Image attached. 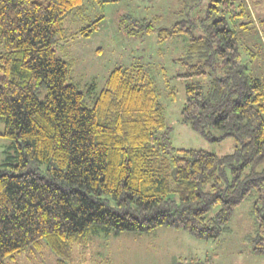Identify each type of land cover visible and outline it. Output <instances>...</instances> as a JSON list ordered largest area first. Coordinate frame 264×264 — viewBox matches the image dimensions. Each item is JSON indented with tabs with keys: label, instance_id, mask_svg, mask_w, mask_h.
<instances>
[{
	"label": "trees",
	"instance_id": "trees-1",
	"mask_svg": "<svg viewBox=\"0 0 264 264\" xmlns=\"http://www.w3.org/2000/svg\"><path fill=\"white\" fill-rule=\"evenodd\" d=\"M87 1L119 0H0V118L14 152L0 170V264H19L43 242L68 264L99 234L162 227L218 241L252 192L256 228L247 240L264 257V80L248 73L233 26L251 17L244 0H209L200 15L203 0H178L186 19L165 28L132 15L121 20L128 36L189 38L178 77L212 79L185 87L181 122L212 143L233 138L237 146L225 156L172 154L159 89L139 64L114 69L94 106H85L69 81L73 65L56 46ZM100 21L78 34L97 32Z\"/></svg>",
	"mask_w": 264,
	"mask_h": 264
},
{
	"label": "rangeland",
	"instance_id": "rangeland-1",
	"mask_svg": "<svg viewBox=\"0 0 264 264\" xmlns=\"http://www.w3.org/2000/svg\"><path fill=\"white\" fill-rule=\"evenodd\" d=\"M244 2L251 17L246 14L233 22V26L248 73L255 79L264 80V0ZM208 3L209 0H203L195 14L205 11ZM84 6L81 12L66 20L63 40L56 48L60 59L72 63L74 71L69 81L84 93L86 107L94 106L114 69L139 64L159 89L172 154L193 149L220 156L234 152L237 142L233 138L212 143L181 122L187 101L185 87L192 82L208 84L212 79L178 77L186 73V68L176 61L185 55L189 38L179 36L160 42L156 34L128 36L121 28L122 18L130 15L139 20L154 21L157 28L170 27L186 19V15L180 13L182 5L178 0H119L107 5L87 1ZM99 18L101 28L97 32L89 36L78 34ZM244 23L246 27L240 28L239 25ZM4 53L5 48L0 45V55ZM46 95L43 88L38 93L39 100L43 101ZM4 124L0 118V170L14 155L10 142L2 137ZM256 199L252 192L234 214L230 234L218 241L196 240L186 232L166 227L151 234H99L85 251L76 247L73 260L68 264H188L194 259L202 260L203 264H264V257L253 255L252 244L247 240L256 228L252 215ZM29 251L30 256L26 252L18 256L19 264H59L56 252L47 242L40 247H31Z\"/></svg>",
	"mask_w": 264,
	"mask_h": 264
},
{
	"label": "crops",
	"instance_id": "crops-1",
	"mask_svg": "<svg viewBox=\"0 0 264 264\" xmlns=\"http://www.w3.org/2000/svg\"><path fill=\"white\" fill-rule=\"evenodd\" d=\"M120 235V234H119Z\"/></svg>",
	"mask_w": 264,
	"mask_h": 264
}]
</instances>
